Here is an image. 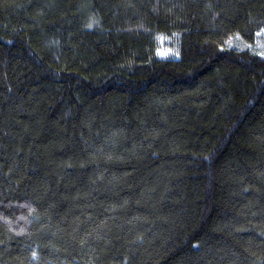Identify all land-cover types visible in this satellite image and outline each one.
I'll return each instance as SVG.
<instances>
[{
	"label": "trees",
	"instance_id": "trees-1",
	"mask_svg": "<svg viewBox=\"0 0 264 264\" xmlns=\"http://www.w3.org/2000/svg\"><path fill=\"white\" fill-rule=\"evenodd\" d=\"M263 30L264 0H0V264H264Z\"/></svg>",
	"mask_w": 264,
	"mask_h": 264
},
{
	"label": "rangeland",
	"instance_id": "rangeland-1",
	"mask_svg": "<svg viewBox=\"0 0 264 264\" xmlns=\"http://www.w3.org/2000/svg\"><path fill=\"white\" fill-rule=\"evenodd\" d=\"M174 51L168 49L165 51H161L160 54L162 55V58L164 57H170V56H177V48H172ZM255 49L258 50L260 53L264 54V30L260 32L258 35V41L256 43ZM178 57V56H177Z\"/></svg>",
	"mask_w": 264,
	"mask_h": 264
}]
</instances>
